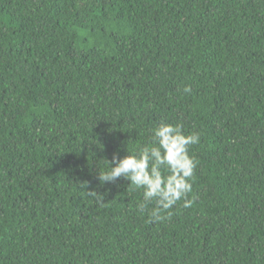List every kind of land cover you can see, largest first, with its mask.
<instances>
[{"label": "trees", "instance_id": "16d2710c", "mask_svg": "<svg viewBox=\"0 0 264 264\" xmlns=\"http://www.w3.org/2000/svg\"><path fill=\"white\" fill-rule=\"evenodd\" d=\"M160 122L201 139L150 222L98 173ZM0 264H264V0H0Z\"/></svg>", "mask_w": 264, "mask_h": 264}, {"label": "clouds", "instance_id": "9594fccd", "mask_svg": "<svg viewBox=\"0 0 264 264\" xmlns=\"http://www.w3.org/2000/svg\"><path fill=\"white\" fill-rule=\"evenodd\" d=\"M185 93L191 92L185 86ZM200 134H185L179 124L160 122L151 129L150 141L127 155L112 161L107 159L106 169L99 170L98 180L101 183H114L120 178L129 181L132 191L139 190L142 199L136 207L140 213H148L150 222L164 221L171 216V209L181 203L188 208L193 204L189 198L192 192L197 161L189 154L192 145L199 144ZM99 203L103 205V197L98 194Z\"/></svg>", "mask_w": 264, "mask_h": 264}]
</instances>
